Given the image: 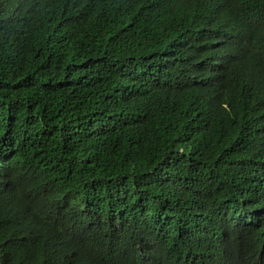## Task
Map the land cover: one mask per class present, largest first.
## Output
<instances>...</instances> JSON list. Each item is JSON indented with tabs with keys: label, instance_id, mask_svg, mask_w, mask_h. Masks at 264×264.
<instances>
[{
	"label": "trees",
	"instance_id": "obj_1",
	"mask_svg": "<svg viewBox=\"0 0 264 264\" xmlns=\"http://www.w3.org/2000/svg\"><path fill=\"white\" fill-rule=\"evenodd\" d=\"M258 68L264 0H0V264H264Z\"/></svg>",
	"mask_w": 264,
	"mask_h": 264
},
{
	"label": "clouds",
	"instance_id": "obj_2",
	"mask_svg": "<svg viewBox=\"0 0 264 264\" xmlns=\"http://www.w3.org/2000/svg\"><path fill=\"white\" fill-rule=\"evenodd\" d=\"M217 45H219V44H217ZM215 47V45H211V48H214ZM221 56H218L217 57V60L218 61H220L221 59ZM220 63L221 64H223L224 63V60H222V61H220ZM227 69H228V71H230V72H236L237 71V69H238V67H236L234 64H228L227 66ZM258 71H260L263 75H264V72H263V70H262V68H258ZM248 74H250V75H248L249 76V78H247L248 79V81H249V83L251 82V80H252V72L250 71V72H248ZM251 76V77H250Z\"/></svg>",
	"mask_w": 264,
	"mask_h": 264
}]
</instances>
